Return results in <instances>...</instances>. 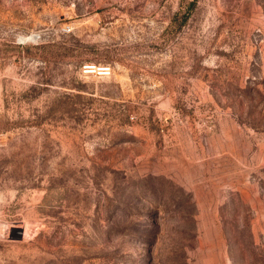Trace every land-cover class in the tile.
Masks as SVG:
<instances>
[{
    "label": "rangeland",
    "instance_id": "rangeland-1",
    "mask_svg": "<svg viewBox=\"0 0 264 264\" xmlns=\"http://www.w3.org/2000/svg\"><path fill=\"white\" fill-rule=\"evenodd\" d=\"M0 264H264V0H0Z\"/></svg>",
    "mask_w": 264,
    "mask_h": 264
},
{
    "label": "built area",
    "instance_id": "built-area-1",
    "mask_svg": "<svg viewBox=\"0 0 264 264\" xmlns=\"http://www.w3.org/2000/svg\"><path fill=\"white\" fill-rule=\"evenodd\" d=\"M86 70H94V73H98V74H102V75H105V74L110 73L107 68H100V67H97V68H89V66H87L86 67Z\"/></svg>",
    "mask_w": 264,
    "mask_h": 264
}]
</instances>
